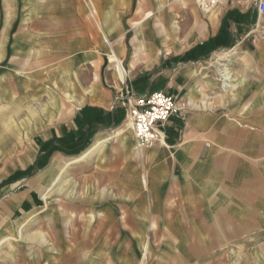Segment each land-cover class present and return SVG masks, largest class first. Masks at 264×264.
Returning a JSON list of instances; mask_svg holds the SVG:
<instances>
[{"label": "crops", "instance_id": "crops-1", "mask_svg": "<svg viewBox=\"0 0 264 264\" xmlns=\"http://www.w3.org/2000/svg\"><path fill=\"white\" fill-rule=\"evenodd\" d=\"M224 3L0 0V100L40 109L0 131V264H264V16ZM124 78L176 100L151 149Z\"/></svg>", "mask_w": 264, "mask_h": 264}, {"label": "built area", "instance_id": "built-area-1", "mask_svg": "<svg viewBox=\"0 0 264 264\" xmlns=\"http://www.w3.org/2000/svg\"><path fill=\"white\" fill-rule=\"evenodd\" d=\"M202 12H209L226 0H194ZM257 13H264V0H257ZM225 89H230L224 83ZM121 104L125 109L124 125L132 132L136 150L153 148L164 141L163 128L171 117L179 116L176 100L162 91L135 96L125 81H120V95L115 96L114 105Z\"/></svg>", "mask_w": 264, "mask_h": 264}, {"label": "rangeland", "instance_id": "rangeland-1", "mask_svg": "<svg viewBox=\"0 0 264 264\" xmlns=\"http://www.w3.org/2000/svg\"><path fill=\"white\" fill-rule=\"evenodd\" d=\"M233 1L239 2L240 5L246 2L247 6H250L251 8L254 4L253 0ZM262 15L264 16V13ZM110 57L111 56L108 57V60L106 59V62L108 67L112 68V64L109 63ZM122 68L124 69L123 65ZM23 76L26 77V74H24ZM16 77L17 76H13V74H8V77L5 76L2 80L5 94L2 93V99L0 100V131L2 133H13L15 136L18 135V138H21L22 135L20 134V130H22V123L28 122V116H31V114H37L40 109L38 106L34 105L33 101L30 98H26L23 103H19L18 98L16 97V91H14V89L12 88L11 83V81L16 80ZM6 81L9 82V85L4 84V82ZM105 88L108 89L107 87ZM109 89L114 91V94L112 93V101H114L115 96L120 95V82L119 84L114 83L109 87ZM24 92L29 93L27 90H24ZM12 94H14V98L12 97ZM118 104L119 103L115 105ZM122 128L124 127L122 126Z\"/></svg>", "mask_w": 264, "mask_h": 264}, {"label": "bare ground", "instance_id": "bare-ground-1", "mask_svg": "<svg viewBox=\"0 0 264 264\" xmlns=\"http://www.w3.org/2000/svg\"><path fill=\"white\" fill-rule=\"evenodd\" d=\"M224 4H225V3H224ZM226 54H227V53H226ZM226 54H225V55H226ZM223 56H224V55H223ZM228 56H229V55H228ZM226 57H227V56H226ZM115 58H116V57H115ZM115 58H114V57H111V58H110V61L113 62V63H115L117 67H121V66H120V63H119L120 61H118V60L115 59ZM229 58H230V56H229ZM227 71H228V70H227ZM229 73H230V72H229ZM125 75H126V74H125ZM223 76H224V74H223ZM228 77H229V76H228ZM225 78H226V77H225ZM227 79H228V78H227ZM230 79H231V78H230ZM228 80H229V79H228ZM229 84H230V83H229ZM10 239H11V238H10ZM10 239L8 238V239H6L5 241H6V242H7V241H10Z\"/></svg>", "mask_w": 264, "mask_h": 264}, {"label": "trees", "instance_id": "trees-1", "mask_svg": "<svg viewBox=\"0 0 264 264\" xmlns=\"http://www.w3.org/2000/svg\"><path fill=\"white\" fill-rule=\"evenodd\" d=\"M123 108V107H122Z\"/></svg>", "mask_w": 264, "mask_h": 264}]
</instances>
